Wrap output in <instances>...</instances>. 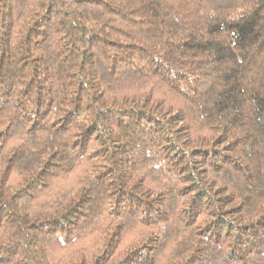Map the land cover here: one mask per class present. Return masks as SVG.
I'll list each match as a JSON object with an SVG mask.
<instances>
[{
	"label": "trees",
	"instance_id": "1",
	"mask_svg": "<svg viewBox=\"0 0 264 264\" xmlns=\"http://www.w3.org/2000/svg\"><path fill=\"white\" fill-rule=\"evenodd\" d=\"M0 264H264V0H0Z\"/></svg>",
	"mask_w": 264,
	"mask_h": 264
}]
</instances>
